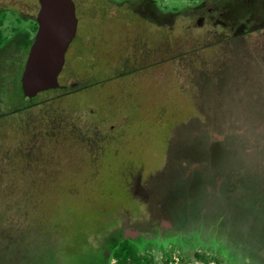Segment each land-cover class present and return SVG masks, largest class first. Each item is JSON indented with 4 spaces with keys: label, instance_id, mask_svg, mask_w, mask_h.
I'll return each instance as SVG.
<instances>
[{
    "label": "rangeland",
    "instance_id": "rangeland-1",
    "mask_svg": "<svg viewBox=\"0 0 264 264\" xmlns=\"http://www.w3.org/2000/svg\"><path fill=\"white\" fill-rule=\"evenodd\" d=\"M74 1L82 11L81 21L119 19L114 9L119 0ZM156 1L170 11L164 20L174 23L170 35L178 34L176 43H185L184 48L191 50L198 44L196 52L176 58L171 63L174 68L159 69L147 89H100V98L94 94L98 89H90L88 97L80 95L65 103H52L50 108L46 100L51 95H42L40 105L20 114L31 121L41 118L36 137L31 131L30 137L26 135V123L0 119V135L12 136L0 141V264H82L73 253H56L50 235L64 211L85 201V189L99 181L102 174L97 166L109 160L111 149L102 143L101 154L93 160L81 145L82 136L71 132L73 128H78V133L89 119L92 127L105 124L102 132L107 137L112 125L124 120L121 117H137L133 127L148 131L146 137L137 132L138 137L130 142L134 141L135 148L145 146L155 153L163 144L156 131L169 125L167 116L164 123L159 117L162 119L167 110L185 108L189 101L196 106V116L182 131L188 134L190 144L186 149L174 144L161 162L163 165L167 160L164 177L168 180L180 175L183 168L195 164L191 181L199 207L190 210L189 217L196 219L212 245L230 256L238 254L239 264H260L264 260V13L254 15L236 0L237 4L231 2L227 9L216 12L193 9L201 0ZM38 4V0H0V11L11 9L5 12L8 17L1 26L3 34L10 33L15 20L12 10L28 17ZM185 26L190 29L185 30ZM91 31L96 35L100 28L95 26ZM115 38L118 36L113 35ZM208 42L213 44L211 49L204 47ZM123 90L140 95L141 100L128 97ZM9 98L8 92H0V113L14 107L8 104ZM139 102H144L154 119L140 116ZM61 106L69 112L52 109ZM57 114L65 117L63 130L69 135L63 133L52 139ZM83 132L87 133V128ZM157 157L150 160L155 162ZM122 176L115 175L114 182L127 177Z\"/></svg>",
    "mask_w": 264,
    "mask_h": 264
},
{
    "label": "flooded vegetation",
    "instance_id": "flooded-vegetation-1",
    "mask_svg": "<svg viewBox=\"0 0 264 264\" xmlns=\"http://www.w3.org/2000/svg\"><path fill=\"white\" fill-rule=\"evenodd\" d=\"M234 1L216 0L211 3L212 0H201L193 9L202 8L204 11L216 12L227 9L232 5L231 2L237 4ZM236 1L241 2L246 11H250L254 15L264 13V0ZM40 7L39 1L38 9L35 8V12L29 14L28 17L21 16L17 11L12 10L15 20L10 25L8 35L3 34L1 30L4 22L0 25L2 37L0 44V92H8L10 95L8 104L14 106L8 108L5 113H0V119L8 118L11 121L19 120L26 123L28 129L24 131L28 132L26 135L29 137L31 136L30 131L35 137L37 136L36 133L39 132L42 125L41 114H38L39 117H37L40 119L32 121L20 117V114L33 106L40 105L39 99L42 95H51L46 100L49 102V106L52 103H65L66 100L75 99L80 95L83 98L88 97L92 92L90 89L99 90L94 93L98 94V98L101 94L100 89H147L148 81L159 69L166 71L171 66L174 68L171 63L176 61V58H183L182 55L192 51L196 52L198 49V44H194L191 50V47L184 48L185 43H176L175 36L178 34L170 35L174 31V23L164 20L169 16L170 11L159 6L156 0H119V5L114 6L119 19H114V22L106 21L103 18L98 23L81 21L82 11L76 6V16L79 17L76 34L65 52V63L58 75L59 84L30 98L23 91L22 74L38 34ZM5 10L0 11V16L9 11ZM102 13L106 14L107 10H103ZM104 18L107 19L106 16ZM121 19L127 22H122ZM115 20L118 21L115 22ZM95 26L100 28V32L96 35L91 31ZM109 26L115 27L109 29ZM188 28L185 26L184 29ZM112 34L117 35L118 38L112 39ZM190 44L192 43H188V45ZM212 46L211 42L204 44L206 49H211ZM177 84V88L182 89L181 85ZM23 93L26 97H23ZM123 93L125 95L128 93L127 96L130 98L140 99V95L138 97L136 93L132 94L125 90ZM21 100L24 101L22 104ZM88 105L84 104V107L88 108ZM138 106H141L139 108L142 110L140 116L148 121L154 119L155 115L147 109L144 102ZM52 109L69 112L67 107L62 106L52 107ZM195 109L196 106L189 101L185 108L177 111L167 110L162 119L159 117L158 120H161V123L169 118L167 120L169 125L167 128L156 131L162 138L163 144L155 153L144 149L145 146L140 148L137 145L135 148L134 141L130 142L138 137L136 136L137 132L146 137L145 133L148 131L137 130L133 127L137 117L131 119L121 117L124 120L118 126L112 125L107 137L105 132H102L105 124L102 128L98 123L92 127L88 123L89 119L84 127H80L78 133L76 132L79 130L78 128L71 130L72 133L82 136L84 144L81 145L85 152H90L89 149L94 146H90L89 142L91 141L96 144L111 142L113 147L118 144L117 148H121L126 157L135 156V154L143 156L140 164L133 158L130 160L127 158L129 161L123 168L127 175L124 184L127 197L119 200L124 203V207L120 213L112 216L111 224L105 231V239L102 244L103 253L107 252L106 261L109 264L119 262L116 254L128 255V259L132 262H134V258H138L144 264H206L212 262L218 264L217 261H220L221 264H233L230 262L229 252H224L223 249L211 245L208 235L203 233L196 219H192L193 217L190 218L188 215L190 210L195 211L199 207L197 198L193 196L195 194L194 182L191 181L197 166L189 165L182 169L180 175L171 176L166 180L164 175L168 168L167 160L161 165L162 160L164 157L167 158L175 143L181 149H186L189 146L190 138L187 133L182 131V128L196 116ZM91 110L93 114L94 110ZM15 114H19V116L13 118L12 115ZM165 116L168 118L166 119ZM54 121L56 124L52 130L54 132L51 135L52 139L65 133L63 128H66L63 124L65 117L57 114ZM37 124L39 126H36ZM129 127L132 128L128 129ZM86 128L87 133H84L83 130ZM4 134L0 135L1 142L12 137L11 133L8 136ZM18 136L21 138L20 135ZM106 138L110 141L106 142ZM121 139H124V143ZM98 146L100 147V145ZM94 153L99 156L100 148ZM152 156H159L158 160L152 162L150 160ZM160 177L165 181L160 180ZM133 178H135L134 182ZM156 178H159L157 179L159 181L155 180ZM105 243L108 244L107 250ZM261 250L264 253V245ZM202 256L209 260L201 259ZM248 260L249 258L246 257L245 261ZM106 261L105 264H107ZM260 264H264V260Z\"/></svg>",
    "mask_w": 264,
    "mask_h": 264
},
{
    "label": "trees",
    "instance_id": "trees-1",
    "mask_svg": "<svg viewBox=\"0 0 264 264\" xmlns=\"http://www.w3.org/2000/svg\"><path fill=\"white\" fill-rule=\"evenodd\" d=\"M5 18L3 14L0 18V25L3 24ZM1 40L2 37L0 34V44ZM22 95L26 97L24 93ZM105 141L108 142L110 140L106 138ZM101 143L99 142L96 144L92 142L91 145L101 146ZM107 145H109L111 149L107 155L109 160L100 167L97 166V168H100L97 171L102 174L99 181L90 184L88 188L85 189L86 194H84L83 197L85 201H83L82 204H78L79 206H77L76 203L70 210L67 209L64 211V215L54 222L55 231L54 234L50 235L54 242V248L56 247V253H73L81 259L82 264H105L108 258L107 252L103 253L102 250L105 231L111 224L110 220L112 216L120 213L124 207V203L119 200L127 197L124 187L127 179L121 178L120 182L117 183L118 181L114 182V180H116L115 175H125L123 168L126 166V162L131 158L135 159L138 164H140L143 159V156L140 154L126 157L121 148L113 147V145L111 146V142L107 143ZM164 145L166 147L165 143ZM94 150L96 151L97 148H90V155L93 160H96L97 154L94 153ZM81 207L84 208L82 209ZM209 242H212V240L209 239ZM107 245L108 244L105 243L106 250ZM116 257L119 261L116 264H144L138 258H134V262L130 261L128 255L125 254H116ZM238 258V254H233L230 256V262L239 264L237 261ZM201 259L209 260L204 256H202ZM106 262L109 264L108 261ZM217 263L221 264L220 261H217Z\"/></svg>",
    "mask_w": 264,
    "mask_h": 264
},
{
    "label": "water",
    "instance_id": "water-1",
    "mask_svg": "<svg viewBox=\"0 0 264 264\" xmlns=\"http://www.w3.org/2000/svg\"><path fill=\"white\" fill-rule=\"evenodd\" d=\"M39 1V30L22 74L23 91L30 98L58 86L65 52L78 24L74 0Z\"/></svg>",
    "mask_w": 264,
    "mask_h": 264
}]
</instances>
